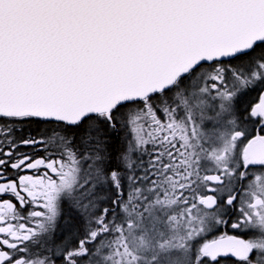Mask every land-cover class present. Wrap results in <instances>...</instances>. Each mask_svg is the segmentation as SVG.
Masks as SVG:
<instances>
[{
  "label": "snow or ice",
  "instance_id": "obj_1",
  "mask_svg": "<svg viewBox=\"0 0 264 264\" xmlns=\"http://www.w3.org/2000/svg\"><path fill=\"white\" fill-rule=\"evenodd\" d=\"M0 264H264V0H0Z\"/></svg>",
  "mask_w": 264,
  "mask_h": 264
},
{
  "label": "flooded vegetation",
  "instance_id": "obj_2",
  "mask_svg": "<svg viewBox=\"0 0 264 264\" xmlns=\"http://www.w3.org/2000/svg\"><path fill=\"white\" fill-rule=\"evenodd\" d=\"M35 129V126H32V129L31 130H34Z\"/></svg>",
  "mask_w": 264,
  "mask_h": 264
}]
</instances>
